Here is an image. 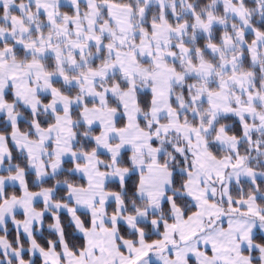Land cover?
<instances>
[{
    "label": "snow or ice",
    "instance_id": "snow-or-ice-1",
    "mask_svg": "<svg viewBox=\"0 0 264 264\" xmlns=\"http://www.w3.org/2000/svg\"><path fill=\"white\" fill-rule=\"evenodd\" d=\"M0 264H264V0H0Z\"/></svg>",
    "mask_w": 264,
    "mask_h": 264
}]
</instances>
